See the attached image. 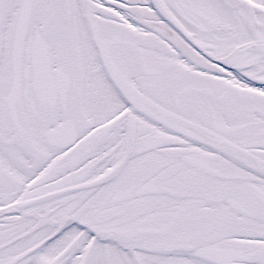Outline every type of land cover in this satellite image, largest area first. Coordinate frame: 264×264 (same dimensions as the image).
<instances>
[{
  "label": "snow or ice",
  "instance_id": "1",
  "mask_svg": "<svg viewBox=\"0 0 264 264\" xmlns=\"http://www.w3.org/2000/svg\"><path fill=\"white\" fill-rule=\"evenodd\" d=\"M0 264H264V0H0Z\"/></svg>",
  "mask_w": 264,
  "mask_h": 264
}]
</instances>
